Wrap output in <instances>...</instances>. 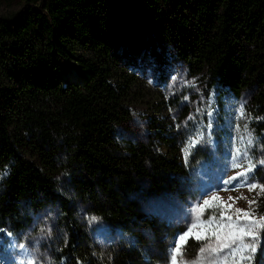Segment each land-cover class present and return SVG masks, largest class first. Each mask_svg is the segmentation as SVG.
<instances>
[{"label":"trees","instance_id":"1","mask_svg":"<svg viewBox=\"0 0 264 264\" xmlns=\"http://www.w3.org/2000/svg\"><path fill=\"white\" fill-rule=\"evenodd\" d=\"M23 3L0 17L1 227L47 210L59 233L54 264H168L185 228L144 203L186 201L195 182L180 158L183 132L168 119L130 130L144 89L135 61L165 40L221 111L228 96L245 100L264 149V0ZM213 135L223 142L218 128ZM257 178L264 186V168ZM90 217L110 228L112 244L94 242ZM202 246L189 237L183 251ZM252 264H264V229Z\"/></svg>","mask_w":264,"mask_h":264},{"label":"rangeland","instance_id":"2","mask_svg":"<svg viewBox=\"0 0 264 264\" xmlns=\"http://www.w3.org/2000/svg\"><path fill=\"white\" fill-rule=\"evenodd\" d=\"M23 4V0H0V17L12 15ZM135 67L144 89L139 101L132 105L134 121L130 130L135 133L145 129L151 116L168 119L175 130L183 132L180 158L195 182L193 195L186 201L174 199L169 202L164 198H154L144 203L147 210L158 212L184 226L185 231L174 243L171 256H176L177 264H252L264 229V212L260 206L264 187L261 178H257L258 170L264 168L258 163L264 159V149L249 125L251 117L245 100L228 96L221 111L213 91L208 92L205 83L186 76L184 65L165 40L150 41L141 50ZM160 73L165 74V78H161ZM69 77L77 79L74 73ZM177 99L180 100L179 105H175ZM241 102L244 104V117H239L238 113ZM187 110L190 115L183 121ZM209 112L212 113L211 118ZM209 119L211 129L208 127ZM217 128L224 134L221 144L213 135ZM248 132L253 137L251 146L247 144ZM198 134H203V139ZM190 141H196V145L189 148L185 158L184 149L188 148ZM236 148L240 149V155L233 160ZM199 153H206V156L193 164ZM249 159L256 165L250 171ZM233 164L238 166L233 167ZM230 177L236 179L230 180ZM1 183L2 179L0 188ZM250 184L257 187L250 189ZM205 200L209 203L205 204ZM87 223V230L95 243L104 247L112 244L113 232L103 221L97 219L90 223L87 219ZM249 225L258 233L259 239L250 262L242 258L247 253L241 245L251 242L252 237L244 236L234 242L229 239L234 230H248ZM21 227L0 225V264H54L53 251L59 233L53 213L47 210L30 212L29 220ZM190 229L193 234L181 242L180 237ZM196 232L205 233L200 239L204 251L200 250L191 257L184 253L183 245L189 237L195 238ZM19 244L25 247L21 249ZM177 246L180 248L178 253L173 251ZM168 264H172L171 259Z\"/></svg>","mask_w":264,"mask_h":264},{"label":"snow or ice","instance_id":"3","mask_svg":"<svg viewBox=\"0 0 264 264\" xmlns=\"http://www.w3.org/2000/svg\"><path fill=\"white\" fill-rule=\"evenodd\" d=\"M238 113H239V117H244L245 110H244V104H243V102H241L239 104ZM208 115H209V118H211L212 113L209 112ZM208 127H209V129H211V127H212L211 119H209ZM245 130H247V124H245ZM198 136H199L200 139H203V134H198ZM247 144L249 146H251L253 144V137H252V133L251 132H248ZM195 145H196V141H190L189 142L188 148H185L184 149L185 158H187V154H188L189 148L195 147ZM239 155H240V149L239 148H236L235 149V152L233 153V157H232L233 160H235L237 158V156H239ZM248 163H249V168H248L249 171L256 167V165L251 162V159H249ZM258 163L260 165H264V159H260L258 161ZM237 166L238 165L233 164V167H237ZM237 175H240V173H237ZM235 179H236V177H230V180H235ZM245 179H247V177H245ZM224 183H228V181H224ZM255 187H257L256 184H250L249 185V188L250 189L255 188ZM262 187H264V186H262ZM204 203L205 204H208L209 201L205 200ZM237 211H242V210H237ZM247 216H248V214H246V217L245 218H247ZM88 219H89V222L90 223H93V222H95L97 220V217H90ZM193 228H195V225H193ZM192 234L193 233H192V231L190 229L188 232H186L183 236L180 237V241L181 242L184 241L186 237H188V236H190ZM8 235L11 236L12 234L11 233H8ZM194 235H195V238L197 240H200V239L203 238V236L205 235V233L196 232V233H194ZM244 236H250V237H252L251 242H249V243H242V245H241V248L243 249V251L247 253V255L244 256V257H242V258L243 259H247L250 262L251 259H252V256L257 251V247L259 245L258 233L252 230V226L249 225L248 230H245L243 228L238 229V230H234L233 233H232V235L229 236V239L233 240V242H234L235 239H241L242 240ZM18 246L21 249L25 247L24 244H19ZM173 251L176 252V253H178L180 251V248L177 246L176 248L173 249ZM201 251H204V249H201ZM171 262H172V264H177V259H176V256L175 255H172L171 256Z\"/></svg>","mask_w":264,"mask_h":264},{"label":"clouds","instance_id":"4","mask_svg":"<svg viewBox=\"0 0 264 264\" xmlns=\"http://www.w3.org/2000/svg\"><path fill=\"white\" fill-rule=\"evenodd\" d=\"M7 174H8V171H7V169H6L4 173H0V179H2L3 176H4V175H7Z\"/></svg>","mask_w":264,"mask_h":264}]
</instances>
